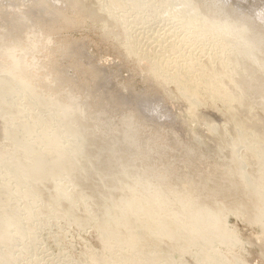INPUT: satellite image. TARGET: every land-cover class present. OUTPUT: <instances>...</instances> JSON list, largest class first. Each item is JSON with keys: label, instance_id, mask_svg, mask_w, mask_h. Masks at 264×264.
<instances>
[{"label": "bare ground", "instance_id": "bare-ground-1", "mask_svg": "<svg viewBox=\"0 0 264 264\" xmlns=\"http://www.w3.org/2000/svg\"><path fill=\"white\" fill-rule=\"evenodd\" d=\"M249 1L0 0V65L13 68L0 78V117L13 116L10 140L0 131V145L13 144L0 155V264H17V239L29 254L41 218L94 224L102 264H182L188 252L202 264H244L232 215L259 225L253 242L264 248V4ZM95 28L99 50L148 90L114 79L105 56L91 54V34L71 35ZM29 125L41 135L28 139ZM165 137L193 152L176 177L156 172ZM118 142L125 153L115 158ZM114 224L136 241L112 246ZM159 235L163 253L136 256ZM40 254L26 264L50 262Z\"/></svg>", "mask_w": 264, "mask_h": 264}, {"label": "rangeland", "instance_id": "rangeland-1", "mask_svg": "<svg viewBox=\"0 0 264 264\" xmlns=\"http://www.w3.org/2000/svg\"><path fill=\"white\" fill-rule=\"evenodd\" d=\"M249 2L252 5H254L253 8H255V9L259 5L263 6V4H264V0H260V1H258V0H254V1L252 0L251 1L250 0ZM252 10H254V9H252ZM93 30H91V32H90V30H89V32L87 30H84V32L76 31L74 33H71V35L74 36V34H76V36H74V37H80L81 34H84V36H86L87 33L89 35L91 34L92 35L91 40L93 41L92 44H90V46H89L90 52H92L91 54L100 55L102 53L101 55L105 56V61H102L101 65H103L104 67H108L111 72L114 71V72L118 73L114 77V79L122 82L123 84H124L123 81L125 79V83H130L132 87L134 86L133 89L135 92H141L144 90H148L147 84L144 85L143 80L141 82V79H142L141 76L137 77V75H133L132 73H128L127 68H125V67L119 68V64L117 62L118 59H116L113 56H109V54H107V53L105 54V51H107V50H104V48L101 49L102 51H104V53L101 50H99V46L97 45V42L103 44L101 42V33L97 28H95ZM97 32H98L99 36H98ZM96 34H97V37L100 38V40H98V38L96 37ZM93 36H94V38H93ZM91 45H92V47H91ZM102 46L104 47V45H102ZM92 48H94V49H92ZM95 49H96V51H95ZM97 50H99V51H97ZM11 71H13L12 67H4V66L0 65V78L7 76L9 74V72H11ZM72 71L70 69L68 71L69 73L67 72V74L70 76L74 75V72L72 73ZM118 71L119 72L121 71L120 75H119ZM126 75H127V77H129L131 75L130 76L131 80H129L130 77L127 78ZM134 80H135V82H134ZM14 101H15V99H14ZM16 104L20 105L22 107H25V105H23L19 101L16 102ZM219 106H221V105H219ZM180 107L182 110L185 109L183 105L182 106L180 105ZM174 108H176V107H174ZM219 108H222V106ZM27 110H29V108ZM30 111H31V109L29 110V112L28 111L25 112L27 114V117H28V114L30 113ZM205 114H206V112H205ZM11 118H13V116ZM209 118L211 119L212 122L218 124V122L213 117H209ZM10 119L0 117V131L3 133L1 135L4 137L5 142L10 140V135L7 133V131L13 127ZM23 121L26 122L24 117H23ZM163 121H165V120H163ZM223 121H224L223 118H221V122H223ZM191 124L196 126L195 123H191ZM51 126H53L52 123H51ZM38 129H37V126L34 127L32 125H29V128L26 132V137L31 140L37 136H40L41 133H39ZM191 134H193V133L189 134L188 132H182L179 135V139L187 140L188 137H191ZM115 135L125 136V133L112 132L109 135V138H112ZM69 138H71V137L68 136V139ZM163 141L166 145V151L165 152H166L167 158L164 159L162 162H160L159 158L155 159V162L157 163L158 168H159L156 171L157 174L165 175L168 177H176L178 175H181L183 173L184 169L186 168V166L189 164V160L192 158L193 152L188 150L189 147L183 141H178L177 139H175V140L169 139L168 140L167 137L163 138ZM10 142H11V144H8V145H0V155L5 154L7 149L10 150L13 148L12 141H10ZM120 143L121 142H118L114 146L115 150L117 151V154L114 155L115 158L117 157V155H119V153H121V152L125 153V151L121 150V148L123 146H120ZM125 161H128V159H126ZM105 164L107 166H111L113 164V161L105 162ZM165 164L169 165L167 169H163ZM93 169H94V166H91V170H93ZM252 173L253 174H250V181L252 183L255 182L254 183L255 186H257L259 183L261 184L260 178H259V172L253 170ZM3 177H4V173L2 171H0V180H2ZM258 191H261L264 194V191L261 188H259ZM21 201H23V200H21ZM21 201L19 200L16 202L19 203ZM21 206L22 205H20V208L23 207V206L22 207ZM152 212H153V210H152ZM138 215H141L142 217H144L143 214H138ZM157 217H162L164 220L171 218V216H169V215H167V216L158 215ZM46 220H47L46 218H43V219L41 218V220H38V222L35 223L36 224L35 226L34 225L32 227L30 226V228H32V232H34V234H35V237L33 238V240H29V242H28V244H30V252H31V253L29 252L28 255H25V253L22 252L24 245L23 246L18 245V243L20 241H19V239H17L18 241L16 243H17L18 247L16 249H18L19 251L22 250L19 253H17L18 257H19L17 260L18 261L17 264H26L28 262V259L30 260V258H32L33 256L37 257L38 254H40V253L43 256V257L40 256L42 259H45L47 262L50 261V262H48L49 264H102V263L96 261L95 257H94L95 252L99 251L103 247V244H104L102 242L103 240H101V237H99L100 234H98V232H96L94 224L90 225L88 227L86 226V227H80L79 228V227H77L78 225L75 224L73 221H70V220H61L60 221V220H58L59 221L57 223L58 226L56 224H54L55 226L52 225V226L46 227L47 221H48V220L47 221ZM244 220L245 219H244L243 215H237V216L232 215L228 220V223H229L228 228L230 230L235 231V236H234L235 241L240 242V245L237 246V248L235 247V251L237 250L236 255L242 256V258H243L242 262L244 264H264V248L262 247L263 244H258L259 242H253L254 237H256L258 235H263L260 231L261 228L259 227V225L249 224L248 222H246ZM114 225H116V226H114ZM114 225L111 228L113 229V232L117 235V238L111 239V245L112 246L124 245L127 241H136V239H137L136 233H133V231L130 228L125 227L122 224L121 225L114 224ZM47 228H48V230H47ZM157 228H158L157 231H159L160 227L157 226ZM41 234H42V236H40ZM189 234H192V233H189ZM36 237H38V238H36ZM140 241H143V240H140ZM166 243H168V242H167L165 236H163V235H159L158 244L156 246H153L151 249L146 248V244L139 243V245H137V246H139V248L141 250L136 256L137 257H140V256L152 257V256H155L159 253H163L161 249ZM178 243H182V242H178ZM18 250H17V252H18ZM183 252H185V251L179 250L177 252H174V256L179 258V257H181ZM233 258H234V256L228 258V260L232 261ZM181 260H182V264H202L201 260H199L197 258L196 252H195V254L190 253V252H188L187 254L184 253ZM161 261H162L161 263H165V261H163V259H161ZM41 264H42V262H41ZM173 264H175V262ZM236 264H240V263H236Z\"/></svg>", "mask_w": 264, "mask_h": 264}]
</instances>
